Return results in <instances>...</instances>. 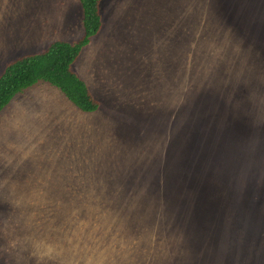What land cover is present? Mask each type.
Instances as JSON below:
<instances>
[{
	"label": "rangeland",
	"instance_id": "1",
	"mask_svg": "<svg viewBox=\"0 0 264 264\" xmlns=\"http://www.w3.org/2000/svg\"><path fill=\"white\" fill-rule=\"evenodd\" d=\"M72 65L0 114V264H264V0H103ZM84 33L80 0H0V75Z\"/></svg>",
	"mask_w": 264,
	"mask_h": 264
},
{
	"label": "trees",
	"instance_id": "2",
	"mask_svg": "<svg viewBox=\"0 0 264 264\" xmlns=\"http://www.w3.org/2000/svg\"><path fill=\"white\" fill-rule=\"evenodd\" d=\"M102 1L80 0L84 33L76 42L56 41L41 53L21 56L7 65L0 75V113L17 94L39 81L60 89L83 112H95L101 107L87 84L72 70V65L102 28Z\"/></svg>",
	"mask_w": 264,
	"mask_h": 264
},
{
	"label": "crops",
	"instance_id": "3",
	"mask_svg": "<svg viewBox=\"0 0 264 264\" xmlns=\"http://www.w3.org/2000/svg\"><path fill=\"white\" fill-rule=\"evenodd\" d=\"M10 103H11V102H10ZM5 108H6V107H5ZM5 108H4V109H5ZM4 109H3V110H4ZM3 110H2V111H3ZM0 114H1V113H0Z\"/></svg>",
	"mask_w": 264,
	"mask_h": 264
}]
</instances>
